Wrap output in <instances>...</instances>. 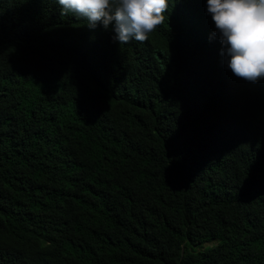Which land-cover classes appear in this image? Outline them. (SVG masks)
Segmentation results:
<instances>
[{"label":"trees","instance_id":"1","mask_svg":"<svg viewBox=\"0 0 264 264\" xmlns=\"http://www.w3.org/2000/svg\"><path fill=\"white\" fill-rule=\"evenodd\" d=\"M0 0V264H264V79L207 0L120 44Z\"/></svg>","mask_w":264,"mask_h":264},{"label":"clouds","instance_id":"2","mask_svg":"<svg viewBox=\"0 0 264 264\" xmlns=\"http://www.w3.org/2000/svg\"><path fill=\"white\" fill-rule=\"evenodd\" d=\"M61 15L72 13L90 28L113 26L120 44L145 42L167 19L169 0H57ZM222 45L221 55L238 78L264 79V0H207Z\"/></svg>","mask_w":264,"mask_h":264}]
</instances>
